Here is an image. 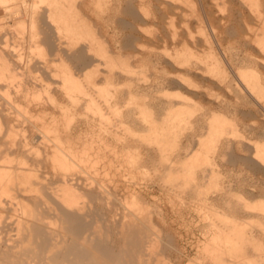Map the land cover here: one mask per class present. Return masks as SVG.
<instances>
[{"label":"bare ground","instance_id":"1","mask_svg":"<svg viewBox=\"0 0 264 264\" xmlns=\"http://www.w3.org/2000/svg\"><path fill=\"white\" fill-rule=\"evenodd\" d=\"M112 1L114 0H32V2L28 4L26 0H17V2H15L16 6L11 7L12 4L10 2H13L12 0H0V18L2 16L7 15L8 12L12 14L16 10H21L26 15L24 17L23 22H26L27 20L28 22H30V25H31V32L29 30L30 35L28 34L29 39H27L28 35L26 34L24 35L25 32L23 33L22 30L21 32L23 35L21 39H19L18 41L16 40V43L11 42V40H9L8 38H4L3 36L0 35V264H31L30 262H35V263L39 262L43 264H82L83 262L84 263L87 262L88 264H108V262L109 261L111 262V259H113L114 256L116 255V250L115 251L113 250L114 248L113 246H112L113 248L111 246L109 247V240L104 236L103 232L100 233L99 231H93V230H95L94 224L97 220L95 218L94 212L98 211V213H100L101 211H103L102 212L103 214L104 213L112 214V212L115 211L112 200L113 198L117 196L116 192L119 190L113 189L115 187L111 188L110 186L106 184V183H109L108 181L106 182V180H110V179L105 180L101 177L99 178V176L97 175L99 178L98 179L96 174L98 173L102 174V172L104 171L103 174L105 173V175L108 176L110 175L108 170H111L112 166L114 165L113 164L114 161L110 159L111 153L109 154V152L111 151L114 152L115 151L114 148H117V147H114L113 145H111L112 143L109 142L110 139L108 138L110 135H113L114 132L116 133V131L113 130L114 126L116 125L115 127L117 126L122 127L124 130L126 129L127 131H130V133H132V128H133L132 124L133 122H135V120L132 119L134 115L133 112L129 111V113H126L128 120L125 119L126 117L124 115L119 114L118 116L119 119H116L117 117L115 118L116 120H118L117 121L118 123L116 124V121L115 123L114 121L113 123H111L113 119H110L111 114L107 116V114L109 113V112L107 113V110L115 112V115H116V112L120 113L121 111V110L119 111V107H120L119 104L123 102L122 100H124L125 102L128 97L132 99L136 96L140 97V95L144 96V98L147 96L146 93L144 94V91L147 90L146 87H145L146 89L143 88L144 91L141 89L143 93L140 92L139 88L141 87L138 85H137L138 90H136V88H135L136 91L133 90V87H134L133 84L135 81L134 75L141 73V72L138 71L139 69L137 70L135 65L130 63L132 61H129V59L135 57L137 59V62L142 63L143 61H145L144 55L141 54V56H138L140 53L138 50L139 46L137 42L139 39H141L138 37L141 36L140 34L142 31V30L140 31L138 21L142 18H145L146 16H149L152 13H150L151 10L148 11L149 9L147 8H141L142 6L144 7L143 5L144 0H129L128 2L126 0L127 4H125V6L122 4L123 5L122 7L120 5L121 3L119 2L120 0H118L119 8H116V10L118 9V12L120 11L121 15L123 13L125 17L127 16L129 18V20L122 19L121 17L119 18L115 17L119 24L118 25L119 31L117 30V28H114L113 30H111L110 22L114 17L112 13L114 12V9H115L113 7L114 2ZM177 1L178 0H156L157 5L156 6L152 5L153 7H156V12L153 14L154 18H157L161 24L164 23L166 25V28H168L169 25L174 27L173 16L175 15V12H173V10L176 8L175 4ZM186 1L187 3H189L188 0ZM246 1L244 0L245 5L247 6ZM221 2L223 3V1ZM239 2H242L241 4H244L242 0H240ZM248 2H250V4L252 5L256 3L253 0L248 1ZM255 6H253L252 8H254ZM16 7L18 8L16 9ZM246 8H248V6ZM209 9L211 10V8ZM259 11L257 12L259 13ZM210 12H213V11L211 10ZM229 12H232V11H229ZM216 13L218 12L216 11ZM258 13L257 14L255 13V14L259 16ZM212 15H211V18H212ZM179 19L181 20V18ZM245 24H246V20H245ZM20 26L24 27L22 26V24ZM239 26H242V25H239ZM163 27L165 29V26ZM173 27L171 28V30H173ZM126 29L128 30V32L124 31ZM122 30L124 32H121ZM166 31L168 32V30ZM241 35L243 34L241 33ZM248 37L246 39H248ZM164 41H166V38ZM254 42L256 41L254 40ZM140 43L141 42H139V44ZM251 45L247 46V48L250 47L251 49L252 48ZM44 47L45 49H48L46 50L47 52H49L48 56L50 55L52 57V59L49 58L50 60L47 62H45L46 58L43 61V58H44L43 56H42L43 58L41 57L42 60H40L35 55L37 53L36 51L42 50L44 49ZM23 48H26V50L28 48L29 54L23 53L22 52ZM186 48H189V46H186ZM124 49L125 50L129 49L131 52L127 54L123 53L125 51ZM259 51H261V48ZM31 52L35 53V54L33 53V57L35 55L36 58L35 57L33 58L31 56L32 54L30 55ZM40 52L41 51H39V53ZM254 52L255 51L253 52L250 51V54ZM43 53H45V51H43ZM182 53L183 52L181 51V54ZM46 54L44 55L47 56ZM148 54H151V52L150 53L148 52ZM250 54H248L247 56L245 55L246 57H245L244 62L249 63V65L251 66L262 64L263 60H258L257 58H255L256 56L253 57ZM172 55L173 54L169 53V57ZM175 55H176L174 59L175 64H178L179 67L183 68L185 63H183V60L180 58V56H178L177 54ZM149 57H152V56L148 55L145 58L147 59ZM160 59H162V57ZM149 62L152 63L153 61L151 62L150 60ZM206 63H209V62H206ZM207 65H210V64H207ZM186 67L189 68V64H187L185 68ZM40 69L41 70L43 69V71H45L47 76L36 75L35 73L38 72ZM151 69H154V68L151 67ZM187 75H189L188 76L189 78L190 74L187 73ZM154 76H155L154 80L152 81L150 86L148 84L147 85L149 86L148 88L150 90H155L157 91V93L167 90L165 88L167 85H170V84H174L175 86H179V87L184 86L187 90L192 89L191 88L192 83L187 81V79L183 77V72L181 71V69L173 70V71L170 70V72H168V75L167 73H165L164 75L158 73V74H155ZM206 77L204 76V78ZM200 78L199 80H201ZM212 80L213 79H211V81ZM207 81L206 83H209ZM253 81L255 84L254 88L244 87L243 90H239V91L235 89L237 92V97L238 98L241 97L244 100L247 99V96H250L252 98V94L256 92L255 90H259L261 92V95L259 94L257 95L262 99V101H264V85L263 83H261L260 77L257 75L256 77H254ZM213 82L214 81H212V83ZM124 84L126 86L128 85V88H129L127 92L125 93L122 90H120V86H123ZM218 86H219V83H218ZM179 89L180 88H178V90ZM194 89L191 90L192 94L195 93L196 91ZM182 90H184V88H182ZM187 92L186 94L189 93L188 97H190L191 92H188V93ZM165 95L168 96L167 93H165ZM123 98H125L126 100ZM191 98L192 96L190 97V99ZM193 98L195 99L196 97H193ZM172 99L171 100L169 99V101L166 103L167 105L166 106L167 108L166 117L162 119H158L154 115H152L154 113L151 114L150 109H149L150 110L149 114L151 115L147 117H151V119L150 118L147 119V117L146 118L144 117L148 121L150 120V123L148 124L147 128L143 129V131L147 132L148 135L144 136L142 134L143 135L142 140L147 141L149 144H156L159 148V149L157 148L158 149L157 151L159 152L161 151L162 154L168 149L172 150L174 148V150H176L175 148H177L179 145L176 141L177 137L173 135L174 129L178 127V121H179L178 115L179 114H177L178 112L175 113L172 110V108L176 106V103ZM141 105L142 104H140V106ZM144 105H145L144 106L145 108L147 105L146 104ZM251 106L249 105L248 107H251ZM255 106H253V110L256 108ZM259 106H261L262 109H264L262 105H259ZM141 107H143V105ZM144 108H143V111H144ZM104 110H106V112ZM252 111L251 113L253 115ZM259 111L261 112V110ZM262 113L263 112H261V114ZM257 114H260V113L258 112ZM130 117L132 120H129ZM145 119L142 120L143 123L146 122ZM96 126L98 128H95ZM118 130L117 132H119ZM133 134H135V132ZM125 140L126 139H124V141ZM222 140H224L222 139V137L217 138L218 142ZM227 143H230L229 144V147H230V145L233 142L231 143V142H228L227 140ZM128 145H130V143ZM262 147L263 146H261V148ZM126 148H128V146H126ZM258 148H255L256 153L254 152L255 155L257 154L256 156L257 161L255 159L249 158L248 156L247 157L249 159H247V157L245 158L246 160H249L251 164H255L256 166L258 167L260 166L262 168L261 166L262 164L260 161L264 163V147L262 149L260 148V150ZM118 153L119 152H117L115 155H118ZM134 154L136 153H133L132 156H134ZM225 154L227 153H224V154L221 153L223 157ZM125 155L127 156L128 154L126 153ZM165 156L162 157V159L165 158ZM178 156H179V153H178ZM138 157L139 155H137L134 159L137 160ZM233 157L230 156L229 160L230 161L233 160ZM128 159L130 160L129 156H128ZM139 159H142V158L139 157ZM144 160H143V163H145ZM132 161L134 160H131V162ZM170 163H169L170 166H168L170 168H169L167 177L173 183L175 181H179V182L182 181L184 182L185 185L190 184V186H192V183L194 184V182L196 180L198 181V179H200V181L201 180L203 181L205 178L208 177L209 179L211 178V180L214 179L213 181H215L214 177H216V180L219 177L217 175V171H216L217 169H215L216 173L214 169L210 170V172L207 170V172H209V175H208L206 174L205 170H203V171H200L201 173L200 174L198 173L199 174L198 175L196 173L198 171L196 170L193 171L191 170L192 168L189 169L190 168L189 166H188L189 168L184 166V169L183 167L182 169H180V167L179 168L176 167V161L174 162L171 160ZM212 165H215V164H212ZM139 167H141V165H139ZM143 168L144 167H142V169ZM212 168L214 167L212 166ZM92 173H96L95 177L91 175ZM48 174H52V177L49 178ZM79 174H84V175L88 174L87 175L88 177L85 176L86 178L84 177L82 178V181H80L81 175L79 176ZM112 177H114L113 174H112ZM195 186L197 187V185ZM204 186L202 188H204ZM133 191L132 193L137 194L136 190H133ZM182 192H184V189ZM197 193L199 192L197 191ZM229 193L230 192H228L227 194ZM134 194H131V195L133 196ZM138 195H140V193L137 194V196ZM135 203L133 202V205H135ZM127 206H130V205L128 204ZM124 207L126 208V206ZM130 211L131 210H129V212ZM96 217L99 220L100 216L98 217L96 215ZM5 231L13 232L14 235L10 238H4L2 234ZM224 232L227 235L230 231L226 233V231L224 230ZM224 232H222L220 236L223 235ZM87 233H89V235H87ZM243 233L244 231L241 233L242 236H243ZM245 233L248 234L247 231ZM235 234H238V233H235ZM237 236L238 235H236V237ZM222 237H218L219 239H217L216 237L215 238L217 240H220L222 239ZM226 237H228V235ZM224 241L221 240L220 243L226 246H229L230 243L234 242L233 240H230L227 238H226V241L225 242ZM120 243H121V240H120ZM146 243H150V240L147 241ZM225 243H229V245ZM235 243H236L235 246H238L237 244L238 242L235 241ZM28 247H32L35 253V256H33V259L31 260L26 258ZM230 247H228L229 249L226 248V250L228 249V251H231ZM234 248H237V247H234ZM244 248L245 246H243L241 250L239 248V250L241 251L240 253L243 252L242 249ZM248 249L245 248L244 251H247ZM146 250L148 251L150 249H146ZM236 250L237 249H235L234 253L231 251L233 255L232 254L229 255L227 253L228 260H230V262H231L230 258L235 259L236 256L238 257V255L236 254L237 252ZM258 250L261 251V249L259 248ZM121 251L123 252V250ZM39 252H41V256L40 255L37 256ZM118 254H121V253H118ZM256 255L259 256L258 258L256 257L257 264H258L259 263L258 261L259 260L261 261L262 259H260L261 255H259L258 253ZM214 256H215L214 257L215 260L220 259L219 253L215 254ZM242 258L245 259L244 257L240 258V255H239V259L242 260ZM236 259L238 260V258ZM236 259L232 261H236V264H237ZM252 261H255V260L252 259ZM238 262L242 263L241 261H238ZM243 262H246V261H243Z\"/></svg>","mask_w":264,"mask_h":264},{"label":"rangeland","instance_id":"2","mask_svg":"<svg viewBox=\"0 0 264 264\" xmlns=\"http://www.w3.org/2000/svg\"><path fill=\"white\" fill-rule=\"evenodd\" d=\"M12 1L13 2H10L12 4L11 7L16 6L15 2H17V0H12ZM26 1L28 2V4L32 2V0H26ZM128 1L129 0H127V2ZM188 1L189 3H187L186 0L183 1L178 0L176 2L175 4L176 8L173 10V12H175V15L173 16L174 27L167 24L170 27L168 26V28H166V25L164 23L161 24L160 21L157 18H154L153 16V14L156 12V7H153L157 5L156 0H144L143 3L144 7L142 6L141 8H147L149 9L148 11L151 10L150 13H152L150 14L151 16L150 15L146 16L145 18H142L138 21L140 31L142 30L140 34L141 36L138 37L141 39L139 40L137 39L138 40L137 43L139 46L138 50L140 53L138 56H141V54L144 55L145 61H143L144 63L137 62V59L135 57H133L134 59L130 58L129 61H132L130 63L135 65L137 70L139 69L138 71L141 72L138 73L139 75L138 74L134 75V79H135L134 84L136 83L135 84L136 86L133 84L134 86L133 90L134 91L138 90V86L141 87L139 88L140 92H142L141 89L144 91V89L147 88V90H145L146 92L144 91V94L146 93L148 97L146 96L147 98L146 97L144 98V96L140 95V97L136 96L132 99L128 97L126 100L125 99L126 96H125V98L123 99H125L126 101L124 102V100H122L123 102L122 103L120 102L121 104H119L120 105L119 111L120 110L121 111L120 113L116 112V115L115 112H112L110 110L108 111L106 109L107 113L109 112L107 116L111 114L110 119H113L111 123H113V121L114 123L116 121V124L118 123L117 122L118 120L116 119H119L118 118L119 114L124 115L126 117L125 119L128 120L126 113H129V111L133 112L134 115L132 119L135 120V122H133L132 124L133 127L132 133H130V131H127L126 129L125 131L122 127L119 126L115 127L116 126L115 125L113 130H115L116 133L114 132L113 135H110L111 137L110 136L108 137L110 139L109 142L112 143L110 144L113 145L114 147H117L114 148L115 150L114 152L113 151L109 152V154L111 153L110 159L114 161L113 163L114 167L112 166L111 170H108L110 175L107 176L105 175V173L103 174L104 172L103 170H102L103 172L100 171L102 172V174L101 173L91 174L94 177L96 174V176L98 175L99 178L101 177L105 180L110 179V180H106V182L107 181L109 182L106 184L111 188L115 187L113 189L119 190L116 192L117 196L112 200L114 204L113 207L115 210L114 212H112V214L110 213L103 214L102 213L103 211H101L100 213H98V211L94 212L95 218L97 220L95 222L96 225L94 224L95 230L93 231H99L100 233L103 232L104 236L109 240V247L113 246L114 247V248L112 247L113 250L114 251L116 250V255L114 256L113 259H111V262L110 261L108 262V264H142V263L143 264L145 263L146 264L147 263L148 264H233V263L236 264V261H232L235 260L236 258H238V260L236 259L237 264H257V258L259 257L258 255H256L257 253L261 255L260 259H262L261 260L262 262L259 260L258 264H264V256H263L264 255V209H263L264 208V166H263L264 163L260 161L262 164L261 165L262 168L260 166L259 168L255 164H251V162L249 160H246L245 158L248 156L249 158L255 159L257 161V157H256L257 154L255 155L256 153L255 148L259 147L258 149L260 150L261 146L264 147V115H263L264 109H262V107L259 106L262 105L264 107V101H262V99L257 95V94L261 95V92L259 90H255L256 92L252 94V98L250 96H247V99L245 100L242 99L239 95L238 96L240 98H238L236 92V90L238 91L243 90L244 87L254 88L255 84L253 79L257 75L260 77L261 83H263L264 85V81H263L264 80V66H263L264 65V43H263L264 42V14H263L264 0H260V1L257 0L259 2L253 0L256 3H258L256 4L254 2L255 3V4L253 3L254 5L248 2L252 0H247V1L245 0L247 2L246 4L248 8H246L247 6L245 5L244 0H242L244 4H241L242 2H239L240 0H230V1L229 0H188ZM221 1H223V3ZM112 2H114L113 7L115 9L114 12L112 13L114 17L111 20L112 23L110 22V29L113 30L114 28H117L118 30L119 24L115 17L117 18L121 17L122 19H128V20L129 18L127 16L125 17L123 13L121 15V12L120 11L118 12V9L116 10V8H119L118 0H114ZM119 2L121 3L120 4L121 7L127 4L126 0H120ZM228 2L231 3L229 4ZM255 5L256 6L259 5V6L256 7ZM253 6H255L256 8L255 7L252 8ZM17 8L18 7H16V9ZM209 8H211L213 12H210L211 10ZM216 11L219 14L216 13ZM257 11H259V13ZM255 13L256 14L258 13L259 16H257ZM208 15L210 16V18ZM25 16H26L25 13H23V11L21 10H16L12 14L8 12L7 15L2 16L0 18V35L3 36L4 38H8L9 40H11V42L14 43H16V40L18 41L19 39H21L23 35L21 30L23 31V33L25 32L24 35L25 34L30 35L31 25L30 22H28L27 20L26 22H23ZM179 18H181V20ZM245 20H246V24H245ZM21 24L24 27H21L20 26ZM163 26H165V29ZM172 27L173 30L175 29L174 31L171 30ZM166 30H168V32ZM124 31L128 32L127 29ZM124 31L122 30L121 32ZM228 31L230 32V34ZM241 33L243 35H241ZM29 35L27 39H29ZM246 36L248 37V39H246L247 38ZM165 38L166 41H164ZM254 40L256 42H254ZM139 42L141 43L139 44ZM185 45L189 46V48H186ZM250 45L253 49L252 48L250 49V47L247 48V46ZM260 48L263 54L261 53V51H259ZM46 50L48 49H45L44 47V49L39 51H41L42 53L43 51H45V53L42 54L41 52L39 53V51H36L37 52L36 54L34 52H31L30 55L32 54L31 56L33 57V53H34L36 57L39 58L40 60H42V58L44 57L43 61L46 58L45 62H47L50 59H52V57L50 55H49L50 57L48 56L49 52H47ZM167 51L173 55L169 57V53ZM181 51L184 54L183 53L181 54ZM250 51L251 52L255 51V52L250 54ZM22 52L29 54L28 48L27 50L26 48H23ZM129 52L131 51L129 49H126L123 53L127 54ZM148 52L149 53L151 52V54L153 55L148 54ZM44 54H46L47 56H45ZM175 54L180 56V58L183 60V63H185L183 68L179 67L178 64H175V60H174L176 57ZM248 54H250L253 57L256 56L255 58H257L258 60H263V62L261 61L262 64L251 66L249 65V63L244 62L245 57ZM148 55L152 57L146 59L145 57H147ZM161 57L162 59H160ZM213 58H215L216 60ZM150 60L151 62L152 61L153 62L150 63L149 62ZM160 61L163 63V65ZM210 62L211 63L214 62V63L211 64ZM186 63L189 64V68L188 67L185 68V66L187 65ZM174 64L176 65V67ZM151 67L154 69H151ZM179 68L183 72V77H185L187 81L192 83L191 85L192 89L187 90L184 86L179 87V86H175L174 84H170L166 86L165 89L167 90L157 93V91L150 90L148 88L152 83V81L154 80L155 74L160 73L164 75L165 73H167L168 75V72H170V70L171 71L180 70ZM187 73L190 74L189 78L191 79L188 78L189 75H187ZM35 74L38 76H47V74L45 73V71H43V69L42 70L40 69ZM204 76L207 77L204 78ZM199 78L201 80H199ZM211 79H213L212 81L216 83L214 82L212 83ZM206 81L209 83H206ZM177 87L180 89L178 90ZM182 88H184L186 92L187 91L191 92L190 94V97L192 96L191 99L190 97H188L189 93L187 92L188 94H186V92L182 90ZM128 89H129L128 85L126 86L124 84L123 86H120V90H122L124 93L127 92ZM193 89L196 90L195 93H193L195 96L192 94L191 91ZM164 92L167 93L169 97L165 95ZM193 97L196 98L194 99ZM169 99L170 100L172 99L176 103V106L173 107L172 110L175 113L178 112L177 114H179L178 127L174 129L173 135L177 137L176 141L180 145V147L178 145L177 147L178 149L175 148L176 150H174L173 148L172 149L173 151L171 149H168L167 151L163 152L164 156L165 155L166 156L165 158L162 159V157L164 156L161 151L160 152L157 151L159 149L158 146L156 144H149L147 141L142 140V137L143 135L144 136L148 135L147 132L143 131V129L147 128L148 124L150 123V120L148 121L147 119L149 118L151 119V117H147V116H150L152 113H154L152 115H154L158 119H162L167 116L166 103L169 101ZM140 104H142L143 107H141L142 105L140 106ZM144 104L147 105L145 108H144L145 106ZM249 105L252 106L248 107ZM253 106L256 107V108L254 107L255 111L253 110ZM143 108L145 112L143 111ZM149 109L151 110V114H149L150 112ZM106 110L104 111L106 112ZM259 110H261V112L263 113L261 114ZM251 111L253 112V115ZM257 111L260 114H257L258 113ZM144 117L145 118L147 117V119H145ZM132 119L131 117L129 118V120ZM143 119H145L146 121V122L144 121L145 123H143L142 121ZM95 128L98 127L96 126ZM116 128L117 130L119 128L118 130L119 132H117ZM133 130L135 134H133L134 133ZM219 137H222V139L224 140L218 142L217 138ZM248 138L249 139L252 138V139L249 140ZM124 139H126L127 141L126 140L124 141ZM226 139L228 140V142L231 143L233 142L230 145V147H229L230 143H227ZM127 143L128 144L130 143L131 146L128 145ZM126 146H128V148H126ZM123 150L125 151L128 150V151L125 152ZM117 152H119L120 154L118 153V155H115ZM141 152L143 155L141 154ZM126 153L128 154L127 156L125 155ZM133 153L136 154L132 156ZM221 153L223 154L227 153V154H225L223 157ZM137 155H139V157L142 159H139V157L137 158V160L134 159ZM128 156L130 160L128 159ZM230 156L231 157L234 156L233 160L231 161L229 160ZM248 157L247 159H249ZM131 160H134L132 161L133 163L131 162ZM143 160L145 161V163H143ZM171 160L174 162L176 161V167L178 168L180 167V169H182L183 167L184 169V166L185 167L189 166L190 167V168L188 167L189 169L192 168L191 170L198 171V172L195 171L197 174L198 173L200 174L201 173L200 171L205 170L206 174L209 175L210 170L214 169L215 171V169H217L216 171L219 177L216 175L218 178L216 180V177H214L215 181H213L214 179L211 180V178L209 179L208 177L204 179L205 181L203 180L204 182L202 180L201 182L200 179H198L200 183L196 180L194 184L192 183V186H190V184L185 185L184 182L182 181L180 182L175 181L174 182L176 184L175 185L167 177L170 168L168 166H170ZM189 163L192 165H190ZM138 164L141 165V167H139ZM143 164L144 165L146 164L145 165L146 168ZM212 166L214 168H212ZM142 167L144 168L142 169ZM207 170L209 172H207ZM112 174L114 175V177H112ZM87 175L88 174L85 175L79 174L80 181H82V178H84L85 176L88 177ZM102 175L105 176L106 178L103 177ZM48 177L51 178L52 174H48ZM183 184L185 185V187ZM195 185H197V187ZM180 186L183 188H181ZM203 186L204 188H202ZM183 189L184 192H182ZM133 190H136L137 194L140 193V195L137 196L136 193L135 194L132 193ZM197 191L199 193H197ZM227 191L230 193L227 194L228 193ZM131 194H134L135 196L134 195L132 196ZM133 202L135 203V205H133ZM126 204L127 205L129 204L130 206H127ZM124 206H126V208ZM212 209L215 211H213ZM129 210L131 211L129 212ZM96 215L98 217L100 216L99 220L96 217ZM105 217L108 218L106 219ZM236 227H238L239 229ZM224 230L226 231V233L229 231L231 232L227 234L228 237H226L227 235L225 234ZM243 231L244 233L247 231L248 234L243 233L242 236L241 233ZM222 232H224L223 235L225 236L223 235L220 236ZM13 235L14 233L10 231H5L2 234L4 238H10ZM87 235H89V233H87ZM236 235L238 236L236 237ZM217 236L218 237L223 236L225 238L222 237V239L217 240L219 239ZM241 237L244 238L242 239ZM226 238L234 241L233 243H230L231 247L229 243H225L229 246L220 243L221 240L226 241ZM149 240L150 243H146ZM142 241H144L145 243ZM235 241L238 242L237 243L238 246H235L236 245ZM233 246L237 248H234ZM243 246H245L246 249L250 247L247 250L249 254L247 251H244L245 248L242 249L243 252L240 253L241 252L240 250L241 248H243ZM228 247H230V250L233 253L235 252V249H237L236 254L238 255V257L236 256L235 259L229 257L232 263L230 262V260H228L227 253L229 255L231 254L233 255V253H231V251H228L229 249ZM226 248L228 249L226 250ZM231 248H233L234 251ZM258 248L261 249V251L258 250ZM146 249H150V250L147 251ZM121 250H123V252ZM117 252L121 254H118ZM146 252L148 255L146 254ZM259 252L262 254H260ZM217 253H219L220 255L219 260H215L214 258L215 257L214 255ZM243 253L244 255L246 253V255L244 256ZM39 255L41 256V252H39L37 256ZM239 255L240 258L244 257L245 259L242 258V260H240ZM247 255L248 256L250 255L249 256L250 260ZM26 256H27L26 258L30 260L33 259L35 253L32 247H28ZM246 256L248 259L246 258ZM251 258L254 259L256 262L252 261ZM238 261H241L242 263H239ZM243 261H246L248 263ZM251 261L254 263H252ZM30 263L43 264L39 262L37 263L30 262ZM82 264H88V263L83 262Z\"/></svg>","mask_w":264,"mask_h":264}]
</instances>
